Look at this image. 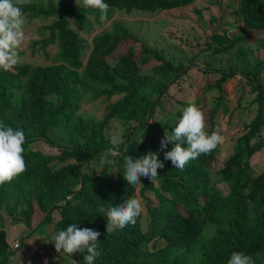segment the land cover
<instances>
[{"label":"trees","instance_id":"trees-1","mask_svg":"<svg viewBox=\"0 0 264 264\" xmlns=\"http://www.w3.org/2000/svg\"><path fill=\"white\" fill-rule=\"evenodd\" d=\"M195 1L104 0L109 6L104 22L98 9L77 5L75 0L30 1L22 6L28 22L41 20L42 28L49 31L45 38L31 42L32 55L39 46L46 50L53 45L57 52L50 64L17 63L8 71L0 69V124L26 134L25 171L0 184V264H9L16 254L2 223L3 211L29 229L19 246L51 224L53 235L73 224L100 232L96 243L101 255L94 264H228L233 252L251 256L254 264H264V171L257 172L252 164L264 148V59L254 56L250 48H241L244 36L227 29L212 35L211 55L230 53L237 62L224 68L209 63L203 68L206 74L219 75L206 89L220 92L205 131L220 130L216 113L220 108L227 111L224 84L238 74L251 83L256 113L246 121V132L236 140L223 167L213 166L218 144L180 170L165 159L174 145L169 143L162 150V140L152 131L163 139L166 129H174L181 108L194 103L201 110L197 96L177 99L170 109L163 103L169 86L191 67L173 63L145 43L140 53L133 44L121 52L124 43L140 41L123 21L102 29L118 11L155 13ZM235 17L250 34L264 30V0H238ZM151 58L154 64L146 72L144 66ZM49 95H56L58 101ZM115 96L119 98L112 101ZM101 99L108 101L103 116L84 113V102ZM158 108L163 111L160 119L155 117ZM113 121L126 124L117 148L108 135ZM59 127L69 133L71 146L51 137ZM109 149L118 153L113 165L102 164L98 172L83 169L92 162L101 163L100 155ZM149 152L156 153L164 167L158 169L154 184L141 176L142 184L133 188L123 176L124 157L139 159ZM221 182L230 186L227 194L218 187ZM139 186L142 194L153 191L157 201L149 205L146 217L142 211L135 224L107 233V219L98 209L135 197ZM37 212L43 218L33 225ZM156 239L166 244L152 248ZM47 249L51 255L45 262L25 264H62L52 257V252L57 253L54 242ZM69 255L75 264H85L83 254Z\"/></svg>","mask_w":264,"mask_h":264},{"label":"rangeland","instance_id":"rangeland-1","mask_svg":"<svg viewBox=\"0 0 264 264\" xmlns=\"http://www.w3.org/2000/svg\"><path fill=\"white\" fill-rule=\"evenodd\" d=\"M30 1L37 4L39 0ZM79 3L82 4L83 0H79ZM237 5L238 0H197L185 7L160 10L155 13L135 10L129 14L118 11L102 29L108 28L114 21H123L129 27L131 33L137 36L140 41L130 40L124 43L121 52L133 44L140 53L142 44L145 43L161 50L173 63L182 67H191L184 77L169 86V91L163 98L164 107L170 109L173 104L177 103V99L184 98L187 95L197 96L202 101L201 111L205 115V124L209 126L211 111L217 104V97L220 92L214 89L208 90L206 86L214 83L219 75L216 73L206 74L203 68L209 63L224 68L237 62L230 53L211 55L208 43L211 41L212 35L227 29L230 34L244 36L245 39L241 48L244 50L250 48L253 50L254 56L264 59V47L261 46L264 40V30L255 35L250 34V31L242 30V24L238 23L235 17ZM200 10L201 13H199ZM91 18L93 19V17ZM43 23L41 20L28 22V18H26L24 25L25 38L18 48L19 60L17 63H52L57 52L56 46L50 45L46 50H42L39 46L35 56L31 53V42L49 35V31L42 28ZM75 28L89 41L92 40V36L82 33L81 27L76 26ZM153 64L154 59L151 58L144 66V71L148 72ZM223 89V102L227 107V111L220 108L216 113V120L223 136V142L220 143L219 153L213 163L215 169L223 167L225 160L232 155L236 140L246 132V121H249L256 113V106L251 102L254 98V94L251 93V83L243 75L238 74L230 78L224 84ZM48 98L55 102L58 101L56 95H49ZM118 98V96H115L111 100L114 101ZM107 103L108 101L104 99L95 102H84L82 109L84 113L101 117ZM162 114V109L158 108L156 119H160ZM125 125L121 121H113L108 129V135L117 140L116 148L120 146L123 140L122 133L125 131ZM152 134L160 141L162 140L156 132L152 131ZM51 137L63 146L72 145L69 133L62 127L55 129L51 133ZM143 142L150 143L149 141ZM39 145L42 146L43 143ZM252 164L257 172L264 171V148L255 154L252 158ZM101 166V163L92 162L84 166L83 169L98 172ZM218 187L224 194H227L230 190V186L226 182L219 183ZM135 197L141 201L143 213L146 217L149 205L157 201L155 193L148 190L145 194H142L141 186H139ZM56 217L58 218L57 215ZM1 218L7 229L11 247L16 251L9 264L45 262L50 257L51 254H49L47 248L53 236V224L47 226L42 234H36L28 239L24 246H19L21 237L29 231L28 227L24 222L14 221L4 211ZM42 218L43 213H35L33 225H37ZM165 244L164 239H156L151 243V247L161 248ZM52 257L62 264H75L74 258L67 253L52 252Z\"/></svg>","mask_w":264,"mask_h":264},{"label":"clouds","instance_id":"clouds-1","mask_svg":"<svg viewBox=\"0 0 264 264\" xmlns=\"http://www.w3.org/2000/svg\"><path fill=\"white\" fill-rule=\"evenodd\" d=\"M30 0H0V69L8 71L19 60L18 48L25 38L24 25L26 16L22 6ZM77 5L79 0H76ZM83 7L98 9L100 20H107L108 4L104 0H83ZM181 115L177 119L174 129L165 130V137L161 141V149L167 148L171 143L174 147L165 153V159L170 160L175 168L183 170L190 160L198 158L201 154H208L223 142L220 130L209 134L205 131V115L194 104L180 109ZM26 134L22 129H14L0 124V184L11 181L23 173L26 168L23 145ZM117 143L116 139L112 140ZM185 144L187 145L185 147ZM117 152L112 149L100 155L101 164L113 165ZM124 179L133 188L141 183V176L148 178L154 184L158 177V169L164 167L158 155L149 152L136 159L132 156L124 157ZM98 211L107 219V233L123 228L127 224H135L136 217L141 215L143 207L136 197H130L118 206L109 204L101 206ZM101 233L89 228H79L75 224L58 231L51 237L58 253L84 255L85 264H94L95 259L101 255L97 250V240ZM228 264H254L251 256L243 252H233Z\"/></svg>","mask_w":264,"mask_h":264}]
</instances>
